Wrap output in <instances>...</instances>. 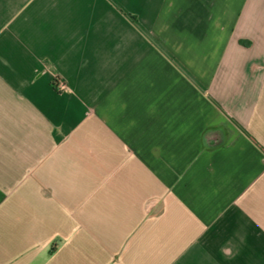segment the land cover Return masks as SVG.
<instances>
[{"label":"crops","instance_id":"crops-1","mask_svg":"<svg viewBox=\"0 0 264 264\" xmlns=\"http://www.w3.org/2000/svg\"><path fill=\"white\" fill-rule=\"evenodd\" d=\"M0 264H264V0H0Z\"/></svg>","mask_w":264,"mask_h":264}]
</instances>
